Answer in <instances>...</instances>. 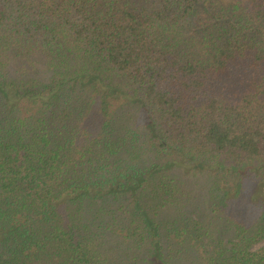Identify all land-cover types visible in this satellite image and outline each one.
<instances>
[{
	"label": "trees",
	"instance_id": "trees-1",
	"mask_svg": "<svg viewBox=\"0 0 264 264\" xmlns=\"http://www.w3.org/2000/svg\"><path fill=\"white\" fill-rule=\"evenodd\" d=\"M261 182L264 0H0V264H264Z\"/></svg>",
	"mask_w": 264,
	"mask_h": 264
},
{
	"label": "rangeland",
	"instance_id": "rangeland-1",
	"mask_svg": "<svg viewBox=\"0 0 264 264\" xmlns=\"http://www.w3.org/2000/svg\"><path fill=\"white\" fill-rule=\"evenodd\" d=\"M263 190H264V182L257 184L248 183L245 185V188L243 190V198L248 199L249 197L250 199L257 200L256 198H259L264 194ZM250 191H251V195H250ZM263 246H264V239L256 246V248H260Z\"/></svg>",
	"mask_w": 264,
	"mask_h": 264
}]
</instances>
